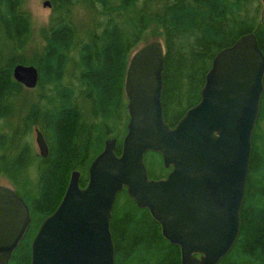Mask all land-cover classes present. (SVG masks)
<instances>
[{
    "label": "trees",
    "instance_id": "obj_1",
    "mask_svg": "<svg viewBox=\"0 0 264 264\" xmlns=\"http://www.w3.org/2000/svg\"><path fill=\"white\" fill-rule=\"evenodd\" d=\"M50 1L42 44L27 60L12 54L25 49L32 31L24 0H0V174L32 216L10 264H30L32 239L62 200L72 171L81 172L85 186L89 166L107 139L117 138L121 153L129 121L127 67L149 29H160L164 41L162 104L170 126L200 101L220 50L255 32L264 52V0ZM80 3L91 10L86 28L74 14ZM17 63L38 67L34 89L14 79ZM34 127L46 139L47 157L35 151ZM252 146L241 232L218 264H264V93ZM145 162L152 178L171 169L157 152H147ZM111 232L115 264H181L180 248L163 237L149 210L138 207L125 189L114 204Z\"/></svg>",
    "mask_w": 264,
    "mask_h": 264
},
{
    "label": "water",
    "instance_id": "obj_2",
    "mask_svg": "<svg viewBox=\"0 0 264 264\" xmlns=\"http://www.w3.org/2000/svg\"><path fill=\"white\" fill-rule=\"evenodd\" d=\"M44 6L51 7L45 0ZM165 46L159 40L131 56L125 78L129 121L116 152L109 138L91 162L88 182L71 173L57 208L31 242L30 264H115L111 232L114 204L124 189L149 210L163 237L177 245L181 264H218L241 232V213L252 156V137L264 93V52L255 32L220 50L209 69L200 101L170 126L162 104ZM14 79L34 89L35 64L17 63ZM41 157L49 146L39 128ZM161 154L165 177L152 178L147 152ZM32 221L30 207L11 185L0 184V264L12 255Z\"/></svg>",
    "mask_w": 264,
    "mask_h": 264
},
{
    "label": "rangeland",
    "instance_id": "obj_3",
    "mask_svg": "<svg viewBox=\"0 0 264 264\" xmlns=\"http://www.w3.org/2000/svg\"><path fill=\"white\" fill-rule=\"evenodd\" d=\"M44 1L45 0H24V8L30 14L32 31L25 49L20 52L12 53L14 56H19V58L27 60H32L34 56H36V52L42 44L41 30L49 23L50 16L52 14V8L44 6ZM90 11V8L82 3H80V5L78 4L74 10L76 20L80 23L82 28H86V26L89 25V21L91 20ZM153 40H159L164 43L161 38V30L156 27L149 29L144 34L140 46ZM26 92L32 91L26 90ZM30 139L33 142L35 151L38 153L39 150L35 141V127L30 134ZM0 184L11 185L8 179L2 174H0Z\"/></svg>",
    "mask_w": 264,
    "mask_h": 264
}]
</instances>
